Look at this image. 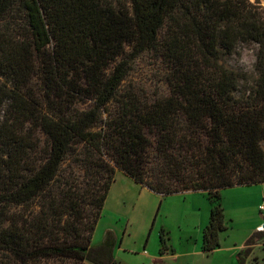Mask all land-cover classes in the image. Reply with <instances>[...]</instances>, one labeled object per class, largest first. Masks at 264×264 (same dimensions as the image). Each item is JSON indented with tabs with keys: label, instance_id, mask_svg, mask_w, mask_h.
Instances as JSON below:
<instances>
[{
	"label": "trees",
	"instance_id": "trees-1",
	"mask_svg": "<svg viewBox=\"0 0 264 264\" xmlns=\"http://www.w3.org/2000/svg\"><path fill=\"white\" fill-rule=\"evenodd\" d=\"M247 42L251 81L222 62ZM147 51L166 65L153 98L121 88ZM117 170L161 197L203 193L202 250L219 246L220 191L264 183L258 3L0 0V264H119L111 231L92 244ZM262 242L253 232L235 264Z\"/></svg>",
	"mask_w": 264,
	"mask_h": 264
},
{
	"label": "crops",
	"instance_id": "crops-1",
	"mask_svg": "<svg viewBox=\"0 0 264 264\" xmlns=\"http://www.w3.org/2000/svg\"><path fill=\"white\" fill-rule=\"evenodd\" d=\"M120 182L124 185L120 186ZM116 186H119L116 194L130 187L136 196L150 199L143 218V234L137 243L133 242V246L129 243L132 225L128 218L117 220L121 221L122 230L108 228L99 237L98 244L106 232L114 234L117 244L113 257L119 264H127L122 260L125 254L137 252L145 256L142 264H235L234 255L247 238L255 231L264 233L261 230L264 229V210H260V207L264 208V183L220 191L225 230L219 233V246L207 253L202 250V238L209 223L212 204L203 193L185 192L161 197L118 171L103 210ZM161 230L164 231L166 245L162 251ZM251 260L264 263V242L254 247L245 264Z\"/></svg>",
	"mask_w": 264,
	"mask_h": 264
},
{
	"label": "rangeland",
	"instance_id": "rangeland-1",
	"mask_svg": "<svg viewBox=\"0 0 264 264\" xmlns=\"http://www.w3.org/2000/svg\"><path fill=\"white\" fill-rule=\"evenodd\" d=\"M250 1L252 3H258L264 9L263 0ZM257 48V45L253 42L239 44L232 54L223 56L222 62L227 68L233 71L246 73L251 81L256 77L254 64ZM128 66V74L121 86L122 91H131L150 98L164 95L167 92V85L165 82L166 65L155 52L147 51L132 58L129 60ZM33 82L35 83V88H37L39 80L37 79L36 81V79H34ZM86 106L87 103H84L81 107L84 108ZM63 167V172L67 175L70 173V169H72L73 166L68 160ZM116 172H118V170ZM118 180L119 179H117V181ZM122 185H124V183L120 182V186ZM118 187L119 186H116V188H114L108 199L106 208L104 210L102 209L101 218L95 229V235L92 238V244L94 246H97L99 237L102 236V232L105 229H121V221H117L119 218L122 220L128 218L130 220L132 227L130 230L131 239L129 243L131 246H133V242L137 243L143 234V218L147 212L150 199L136 196L133 189L130 187L125 189L126 191L123 190V193L117 192L116 194V191L119 190ZM137 222L139 223L138 227ZM151 242L152 240H150V243ZM144 257L145 256L140 252L129 253L125 254L122 260L127 264H142ZM248 264H258V261L251 260Z\"/></svg>",
	"mask_w": 264,
	"mask_h": 264
},
{
	"label": "built area",
	"instance_id": "built-area-1",
	"mask_svg": "<svg viewBox=\"0 0 264 264\" xmlns=\"http://www.w3.org/2000/svg\"><path fill=\"white\" fill-rule=\"evenodd\" d=\"M260 210H264V208L260 207ZM262 231H264V229L261 228Z\"/></svg>",
	"mask_w": 264,
	"mask_h": 264
}]
</instances>
